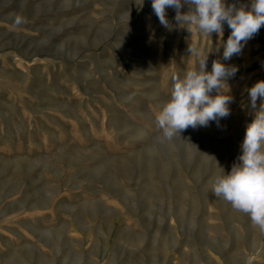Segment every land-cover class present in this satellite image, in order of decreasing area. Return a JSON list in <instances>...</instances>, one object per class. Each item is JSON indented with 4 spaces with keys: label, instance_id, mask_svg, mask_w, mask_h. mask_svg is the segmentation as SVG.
I'll list each match as a JSON object with an SVG mask.
<instances>
[{
    "label": "rangeland",
    "instance_id": "rangeland-1",
    "mask_svg": "<svg viewBox=\"0 0 264 264\" xmlns=\"http://www.w3.org/2000/svg\"><path fill=\"white\" fill-rule=\"evenodd\" d=\"M175 15L168 30L151 0H0V264H264V231L211 190L254 118L264 26L224 61L226 23L221 39ZM189 46L238 67L233 102L168 140L156 116L198 67Z\"/></svg>",
    "mask_w": 264,
    "mask_h": 264
},
{
    "label": "clouds",
    "instance_id": "clouds-1",
    "mask_svg": "<svg viewBox=\"0 0 264 264\" xmlns=\"http://www.w3.org/2000/svg\"><path fill=\"white\" fill-rule=\"evenodd\" d=\"M145 0H134L137 10H142ZM186 6L187 11H182ZM151 8L160 24L172 30L167 10H175L177 26L187 25L210 36L216 33L223 37L225 23L230 35L222 39L223 60L242 53L244 46L264 26V0H249L248 3L226 4L225 0H151ZM130 9L128 10V20ZM218 47L216 51H219ZM188 52L200 57L199 50L189 46ZM208 55L199 58L198 67L183 74H173L170 98L156 116V125L165 139L172 140L189 127H207L230 115L229 105L233 97L229 94L227 81L234 78L238 67L213 60L207 70ZM213 92L215 94L213 95ZM227 93V94H226ZM254 118L246 125L240 144V154L231 170L221 172L213 178L211 190L231 207L247 214L252 223L264 231V80L255 82L247 89ZM261 104L257 110V100Z\"/></svg>",
    "mask_w": 264,
    "mask_h": 264
}]
</instances>
